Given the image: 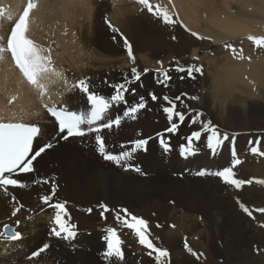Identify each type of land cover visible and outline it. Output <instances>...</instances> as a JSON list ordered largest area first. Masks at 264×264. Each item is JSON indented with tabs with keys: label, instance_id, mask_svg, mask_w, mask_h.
I'll use <instances>...</instances> for the list:
<instances>
[{
	"label": "bare ground",
	"instance_id": "1",
	"mask_svg": "<svg viewBox=\"0 0 264 264\" xmlns=\"http://www.w3.org/2000/svg\"><path fill=\"white\" fill-rule=\"evenodd\" d=\"M152 2L157 9L150 15L136 2L119 4L109 10L106 0H44L32 13L28 34L45 45L52 42V59L60 78L57 88L66 87L69 91L71 84L85 81L91 92L105 95L113 85L125 83L135 89L133 96L127 95L130 105L144 98L145 106L136 113L135 119H122L119 127L106 131L104 136L106 146L112 151L148 138V151L132 157L135 162L130 165L141 166L139 174L102 162L92 140L81 146L78 140H68L44 152L33 162V172L21 177L24 187L0 193V223L7 222L4 219L14 207L19 214L13 219L23 226L15 230L21 239L13 244H8V238L0 231V264H100L93 254L99 246L105 250L98 255L102 261L121 264L120 257L105 256L107 231L99 236L98 245L93 236H84L83 241L80 237L90 227L89 222L106 224L109 229L121 232L125 226L116 216L117 213L123 216V210L144 220L146 239L169 252L156 264H187L188 259L193 264L205 261L207 264H264L263 254L258 257L245 254L240 263L239 257L237 262L229 261L222 250L219 258L223 260L219 263L220 259H213L212 249L217 238L227 251L236 233L242 239H247L248 233L264 234L259 231L264 230V211H260L264 209V184L256 182L264 181V155L250 151L253 146H259L264 153V48L248 39L264 38V0ZM4 4L15 8L22 0H0V5ZM157 10L166 12L173 23L166 24L162 17L154 15ZM135 11L140 14L135 15ZM104 16L111 19V29L103 25ZM79 20L86 22V28ZM7 28L2 22L0 32L5 33ZM73 31L75 36H71ZM116 33L123 36L124 42ZM189 66L200 71L189 75ZM133 68L140 73L135 84L130 78ZM145 69L148 71L144 72ZM165 73L168 81L161 83L160 77ZM152 93L156 100L149 97ZM176 97L180 98L176 101V110L184 113L185 119L180 122L173 117L172 122L180 126L175 133L165 136L174 146L166 157L155 145L157 134L163 136L170 126L163 108ZM72 101L84 102L73 93L66 97L68 104ZM39 108L36 94L21 85L8 61L0 63V120L37 121L38 118H32L39 115ZM41 124L39 144L51 140L55 133L54 125ZM205 124L219 137L227 136L221 139L215 152L206 146L211 133L204 130ZM196 131L201 132V137L193 141L195 154L185 161L179 160L178 146ZM234 159L240 160L233 168L234 178L252 180V183L237 188L218 176L197 177L200 171H221ZM45 180L49 183H43ZM146 181L148 185H144ZM159 181H163L166 190L162 195L154 189ZM53 185L55 193L49 203H63L72 224L79 222V229L69 227L77 233L75 238L64 239L63 233L60 237L52 234L51 228L58 226L46 217L55 210L42 203V197L52 193ZM237 189L246 200V215H240V209L229 200L235 197ZM148 196H153L151 203H143L142 199ZM151 208L157 211L156 215H150ZM162 209H165L163 213ZM173 217H177L176 229L165 233ZM192 233L198 234L202 256L198 257L201 248L187 238ZM122 238L119 247L127 246L122 254L146 253V246L139 243L133 231L127 230V238ZM44 245H48L46 250L31 256ZM83 247L86 249L79 250ZM255 249L264 250V240ZM188 255H193L195 260ZM152 263L142 256L135 264Z\"/></svg>",
	"mask_w": 264,
	"mask_h": 264
},
{
	"label": "snow or ice",
	"instance_id": "2",
	"mask_svg": "<svg viewBox=\"0 0 264 264\" xmlns=\"http://www.w3.org/2000/svg\"><path fill=\"white\" fill-rule=\"evenodd\" d=\"M140 3L144 4L149 12H153L152 6L149 4L148 0H139ZM34 7V4L29 0V3L26 9L23 11L22 15L19 17L18 21L14 24L8 39L6 47L0 45V59L3 58L5 52H9L11 57L27 79V81L33 85H38V87L43 90L44 85L38 84V78L41 73L50 71L47 65L50 63V60L47 57L40 55V50L36 48L33 41L26 38L25 33L27 31V19L29 16L30 10ZM162 17L163 22L166 24L173 23L172 19L168 16L166 12H161L157 10L153 13ZM0 15H3V12L0 11ZM193 35H196L193 33ZM249 40L253 41L257 47L264 48V38L249 37ZM127 45V41H125ZM228 47H231L230 45ZM129 55H131V50L129 46ZM148 70L145 69L144 72ZM189 75L193 72H199L200 69L195 66H189L187 69ZM59 75V73H56ZM133 80H138L140 78V73L136 71L135 68L132 69V75L130 77ZM168 79L167 74L162 75L161 83H165ZM77 87L80 88L86 94V100L88 102V109L83 113H77L72 111H66L63 109L56 110L53 109L52 115L56 118L59 124V131L64 133L60 139H68L72 136H84L86 133H100L104 129H112L114 126L118 127L122 119H135L136 113L145 106V100L143 97L139 98V102L135 104L128 105L124 112L121 115L111 116L109 114V108L114 106L115 103L124 101V92L126 91V84L122 83L114 86V94L110 98H103L94 92H90L88 85L85 81H80L77 84ZM132 92H135V89H132ZM152 100H156L155 95L151 96ZM167 100L168 98L165 97ZM179 97H176L173 100H169V106L163 108V111L166 114V117L169 121V127L165 130L166 132L175 133L180 126L179 123H173V117L175 116L178 121L183 122L185 119V114L176 110V101L179 100ZM195 99V97H193ZM124 103H127L124 101ZM182 103V102H181ZM187 107L186 105H184ZM196 119L193 122H196ZM88 125L89 127H82ZM205 131H210V138L207 140L206 146L212 151L215 152L218 150L221 144V139H227L225 135L223 138L219 137L214 129H210V126L204 125ZM39 134V129L36 126H26L19 123H0V186H13V187H24L25 185L13 177L14 173H28L33 171L32 162L42 153H44L48 148L52 147L51 144H45L39 146L35 151H33V140ZM161 145L164 146V151L170 150V145L165 137L157 134ZM201 137V132H193L189 137H185L186 144L180 145V153L182 156L195 154V148L193 147V141H198ZM94 139L96 140L100 153L104 156L106 160L114 161L117 164H122L132 158V154L137 150L145 149L146 144L148 143V138L140 139L133 141L130 148H126L124 151L112 154L105 151V142L101 135H95ZM215 140V143H213ZM250 151L253 154H262L260 152L259 146H253ZM235 157V152L232 153ZM240 163L239 159H234L229 167L218 171V172H205L200 171L197 175H213L218 176L223 179L227 184L234 185L239 188L245 183H252V180H239L235 179V173L233 168ZM138 170V169H137ZM257 183L264 184V181H256ZM43 183H49L47 180ZM55 193V185H53L52 193L48 196L42 197V203L48 205L49 207L55 210V225L58 226L52 229V234L60 237L63 233L64 239H70L75 237V232L71 231L66 222H62V215L66 216L67 212L65 205L63 203L55 202L49 203L52 198V195ZM104 208V211H107V208L101 205ZM247 211V209H245ZM260 211H264L261 209ZM124 215L121 216L117 213L116 219L118 222L122 223L125 227L133 229L136 235L139 237V243L145 245L149 249L158 252L156 259L159 261L161 257L167 255L166 251L155 249L152 242L146 239L147 224L144 220L130 216L127 213V210H123ZM103 217V212L101 213ZM139 225V227H137ZM75 227V226H71ZM11 229L8 226H5L4 235L10 240L20 239L19 233H12ZM107 252L105 253L106 257H120L122 258V253L119 248L121 244L120 239L117 237L115 229L107 230ZM48 245H44L37 252H34L32 255L37 256L40 252L46 250Z\"/></svg>",
	"mask_w": 264,
	"mask_h": 264
},
{
	"label": "rangeland",
	"instance_id": "3",
	"mask_svg": "<svg viewBox=\"0 0 264 264\" xmlns=\"http://www.w3.org/2000/svg\"><path fill=\"white\" fill-rule=\"evenodd\" d=\"M135 15L137 14V15H139L140 14V12L139 11H135V13H134ZM75 16L76 15H73V18H75ZM79 23L81 24V23H83V21H81V20H79ZM86 24V22H84L83 23V27L84 28H86V26H84ZM90 32H91V30H89ZM72 35L71 36H75L76 34H75V32L73 31L72 33H71ZM122 42H124V40H122V39H120ZM72 43H73V41H71ZM160 79H162V76L160 77ZM159 79V80H160ZM159 82V81H158ZM159 86H163V85H160V84H158ZM153 95V93L151 94V96ZM151 96H149L150 98H151ZM177 123V122H176ZM175 175V174H174ZM174 178H177V176L176 177H174ZM160 180V179H159ZM179 180H182V179H179ZM146 182H148V181H146ZM146 182H144V185H148L149 184V182L148 183H146ZM162 183H163V181H159L158 182V184H157V187L156 188H154V189H156L157 191H158V194H160L161 193V195H162V193H165L166 192V190H165V188H164V186L162 185ZM159 187V188H158ZM163 187V188H162ZM165 190V191H164ZM149 197V196H148ZM148 197H146V198H148ZM236 197V198H235ZM235 197H232V198H229V200L230 201H232L233 202V204H235L236 205V208L237 209H240V211H241V213H240V215H246L247 213H245L246 212V200L243 198V194H242V191L240 190V189H237L236 190V194H235ZM151 198H153V196H150L148 199H145V198H143L142 199V202L143 203H145V201H148V204H150L151 202H150V199ZM235 199V200H234ZM12 200L13 199H11V202H12ZM139 204H141V202L139 203ZM164 206H168V205H164ZM6 210V212H7V209H5ZM150 210H152V211H150ZM150 210H148L149 211V213H150V215L152 214V215H156L155 213L157 212L154 208L152 209H150ZM160 210H161V208H160ZM163 210V209H162ZM165 210V209H164ZM164 210L162 211V213L164 212ZM208 210V209H207ZM12 211H13V213H12ZM148 211H147V213H148ZM154 211V212H153ZM181 211V210H180ZM19 211L18 210H14V207H12L11 209H10V211H9V215H8V217L6 218V219H4L5 221L4 222H6V223H3V224H1L0 223V231H1V229H2V227L4 226V225H9V226H12L13 228H15V230H18L20 227L19 226H22L21 225V223H20V221H16V220H14L13 219V216H17L19 213H18ZM4 211H3V213H1L2 214V216H4ZM212 213V212H211ZM53 216V217H52ZM64 216V215H63ZM62 216V222H66L67 224H68V226L69 227H71V226H75V227H73L74 229H79V222L77 223V222H75V223H77L76 225L75 224H72V222H71V219L70 218H68L67 216H65V217H63ZM43 217H44V213H43ZM47 219H48V221H55V216H54V214L52 215V214H48L47 215V217H46ZM45 219V218H44ZM68 219V220H67ZM177 217H173V219L171 220V222L169 223V225L167 226V229L165 230V233H169V232H172V231H174V229H176V226H177V223L176 222H178L177 220ZM10 220V221H9ZM176 220V221H175ZM199 221V220H198ZM2 222V221H1ZM200 222V221H199ZM89 224H90V227L89 228H85L84 230H83V232H82V237H80V239L83 241L84 239H83V237L85 236V237H91V236H93L94 237V239H95V243H96V245H98L97 244V240H98V238H99V236L101 235V234H104L110 227L108 226V225H106V224H100V225H98V224H95V223H93V222H89ZM174 224H175V226H174ZM3 225V226H2ZM81 225H82V223H81ZM23 227V226H22ZM137 227H139V226H137ZM54 227H52L51 228V231H52V229H53ZM86 229H89V230H93L94 231V233H92L91 231H86ZM127 230L128 231H133V233L136 235V233L134 232V230L133 229H130V228H127V227H124L123 229H122V231L121 232H119V231H116V234L118 235L117 237L119 238V237H123L124 239H126L127 238ZM259 231H261V232H263L264 233V230H262V229H260ZM85 232H88L89 234H85ZM21 233H22V231H21ZM47 235V238H48V236H49V234H46ZM248 238L247 239H242V238H239L238 237V235H237V233L236 234H234V236H233V238L231 239V242H230V244H231V246H230V249L229 250H225L224 248H223V244H222V242H220V239H215L214 240V242L212 243V249L214 250V252H213V259H220L219 260V263H222V260L223 259H221V258H219L220 257V255L222 254L221 253V251L220 250H222L223 252H225V254H227L228 255V260L229 261H231V262H237V259H238V257L240 258V263H242V261L244 260V255L245 254H252V255H255L256 254V257H258L259 255H261V254H263L264 255V250L262 249V250H259L260 252H257V250L255 249L258 245H260L262 242H263V240H264V234H262V233H260V234H257V235H252V234H250V233H248ZM123 238H122V240H123ZM183 238L185 239L186 238V235L185 234H183ZM188 239L190 238L191 239V242L192 243H194V245H196L197 247H199V248H201V250L199 251V254H198V257L199 256H202L203 255V246L201 245V244H199V240H198V234L197 233H192V235H190V236H188L187 237ZM198 240V241H197ZM53 241V240H52ZM101 244H104L102 241H101V239H100V241H99ZM65 244V243H64ZM157 244H153V246H154V248L155 249H159V250H163V248H162V246L161 245H157ZM126 245H124V244H122L119 248H120V250L122 251V253H123V249L124 248H126L125 247ZM158 247H160V248H158ZM86 248H82V249H79V250H85ZM189 249L190 248H188L185 252H189ZM66 250V249H65ZM192 250H194L195 251V249H194V247L192 246ZM144 251H146V253L144 254V255H140V254H135L134 252H131V256L128 254V253H126V252H124V254H122V258H120L121 259V264H135V263H137V262H139L140 261V259L142 258V256H143V258H145V261H150V262H153L152 264H154L155 262L156 263H159V261L156 259V257L158 256V252H156V251H153V249H149L148 247H146V250H144ZM164 251H166L167 252V254L169 253L167 250H164ZM103 252H105V250L101 247V246H99V248L97 247L96 248V251L93 253L94 254V256L97 258V260H98V262L100 263V264H108L109 262L108 261H102L101 260V258H100V256L98 257V255H100L101 253H103ZM147 252H149V253H147ZM154 253V254H152V253ZM196 254V253H195ZM137 255V256H136ZM154 255V256H153ZM136 256V257H135ZM141 256V257H140ZM156 256V257H155ZM189 256V258H191V259H193V260H195V257L193 256V255H188ZM191 256V257H190ZM152 259H151V258ZM161 258H164V257H161ZM212 259V260H213ZM190 262L189 263H187V264H193V261L192 260H190V259H188ZM155 263V264H156ZM201 264H207L206 263V261L205 262H203V263H201ZM213 264V263H212Z\"/></svg>",
	"mask_w": 264,
	"mask_h": 264
},
{
	"label": "water",
	"instance_id": "4",
	"mask_svg": "<svg viewBox=\"0 0 264 264\" xmlns=\"http://www.w3.org/2000/svg\"><path fill=\"white\" fill-rule=\"evenodd\" d=\"M11 229V228H10ZM4 231H5V229H4ZM12 233H15L14 231H13V229H11V232L9 233V235H11ZM7 237V236H6Z\"/></svg>",
	"mask_w": 264,
	"mask_h": 264
}]
</instances>
